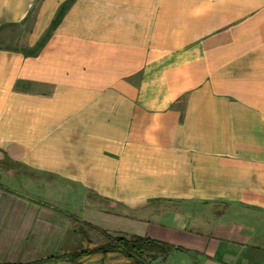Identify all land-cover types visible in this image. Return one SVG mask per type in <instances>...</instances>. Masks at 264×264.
I'll return each instance as SVG.
<instances>
[{
    "label": "crops",
    "instance_id": "obj_1",
    "mask_svg": "<svg viewBox=\"0 0 264 264\" xmlns=\"http://www.w3.org/2000/svg\"><path fill=\"white\" fill-rule=\"evenodd\" d=\"M109 49L153 56L109 78ZM0 182V263L59 254L77 212L189 249L153 264H264V0H0Z\"/></svg>",
    "mask_w": 264,
    "mask_h": 264
},
{
    "label": "rangeland",
    "instance_id": "obj_2",
    "mask_svg": "<svg viewBox=\"0 0 264 264\" xmlns=\"http://www.w3.org/2000/svg\"><path fill=\"white\" fill-rule=\"evenodd\" d=\"M13 37H12V44H19V33H20V28L19 26H15L13 25ZM94 55H101V58H107V62H108V75L109 78L110 76L112 77L113 74L115 73H123L125 75V77L127 79H133V78H137V76L140 73V67L142 64V61L146 58L152 57L153 54H149V53H144V52H140V53H127V52H115V50L109 49L107 52L105 53H89L87 54L88 58H90V56H94ZM77 59L79 57H76ZM85 59V58H84ZM5 174L1 175V181L4 183H11V185L15 186L18 190H23L24 193H30L27 192V187L29 188H34L35 190L39 191V193H44L45 196H38L41 197L42 200L47 201L49 200L51 203H57V205H64L63 203V198H65L67 196L68 193V187L75 189V196H72L75 200L80 199V195L82 193H84L85 189L82 185V183L80 182H75L73 183L72 181H68V180H61L59 182L57 181H53L52 180V175H48L49 178L48 180L44 182V184L42 185L41 182H32L31 181H23L24 185L22 184V182H20L19 179H17L16 177H12L10 178L9 175H5ZM4 183V184H5ZM35 185V186H34ZM36 187V188H35ZM33 194H31L30 197H35L32 196ZM65 196V197H64ZM60 200V202H59ZM71 205H67L66 207L69 209H71V207H69ZM171 207L176 211V213L178 214L179 217V226L180 227H188V222L186 221V218L190 217L192 220L195 218H204L205 222L203 223V221H201V219H199V221H192L190 223V227L191 229H202L203 231H211V223L214 217V214L212 213H207L204 214V216H200L198 214V212L200 210L196 209L195 207L192 208V206H189L187 204L184 203H172ZM79 210L78 206H76L74 208V210ZM73 213L75 216H78L77 212H71ZM80 218V217H79ZM83 220V218H82ZM74 224L73 221L71 220L70 223V228L67 232V240L64 243L63 247L66 244V247H69L70 250H72L75 247V244H79V240L81 239V234L77 231H74ZM85 229L87 230L91 240L93 243L95 244H100V243H104L107 238L106 236L103 234V232H101L100 230L96 229V228H92L91 226L87 225L86 223L84 224ZM174 237V236H173ZM173 239V241L177 240V238H171ZM86 245V244H85ZM80 246H83L82 244ZM113 256V255H112ZM118 256V253L114 254V257ZM112 257V258H114ZM85 259V258H84ZM83 259V260H84ZM91 258L87 259L90 260ZM94 259V258H93ZM68 261V260H67ZM101 260L97 261V263H99ZM85 261H83L84 264ZM112 262V261H111ZM110 262V263H111ZM119 263L121 261H118ZM118 262H113L112 264H117ZM67 263H71L70 261H68ZM96 263V264H97ZM101 263V262H100Z\"/></svg>",
    "mask_w": 264,
    "mask_h": 264
},
{
    "label": "trees",
    "instance_id": "obj_3",
    "mask_svg": "<svg viewBox=\"0 0 264 264\" xmlns=\"http://www.w3.org/2000/svg\"><path fill=\"white\" fill-rule=\"evenodd\" d=\"M5 157H10L5 154ZM2 166H8L7 164H1ZM0 187L6 190H11L10 187L0 182ZM71 220L74 224V231L81 234L79 244H75V247L70 250L65 246L61 249L59 254L34 260L26 263H0V264H44L48 261H65L68 260L71 264H83L84 258H100L101 264H112L116 260L124 261L123 264H153V260L162 257L166 259L167 256L174 250L189 251L188 248L182 245H176L174 243L160 240L157 238L144 236L140 234H117L110 230L84 221L74 214H70ZM96 228L103 232L107 240L104 243L95 244L92 242L84 224ZM67 240V238H66ZM83 246H80V245ZM86 244V245H85ZM118 253V256L114 257V254ZM113 255V256H112ZM114 257V258H112ZM112 261V262H111ZM111 262V263H110Z\"/></svg>",
    "mask_w": 264,
    "mask_h": 264
}]
</instances>
